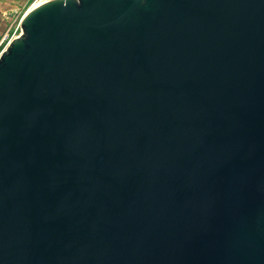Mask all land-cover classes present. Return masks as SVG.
<instances>
[{
    "label": "water",
    "instance_id": "1",
    "mask_svg": "<svg viewBox=\"0 0 264 264\" xmlns=\"http://www.w3.org/2000/svg\"><path fill=\"white\" fill-rule=\"evenodd\" d=\"M0 55V264H264V0H47Z\"/></svg>",
    "mask_w": 264,
    "mask_h": 264
},
{
    "label": "crops",
    "instance_id": "2",
    "mask_svg": "<svg viewBox=\"0 0 264 264\" xmlns=\"http://www.w3.org/2000/svg\"><path fill=\"white\" fill-rule=\"evenodd\" d=\"M30 1L31 0H0V34L12 25V19L13 21L15 20L18 16V11H20L24 4H28Z\"/></svg>",
    "mask_w": 264,
    "mask_h": 264
},
{
    "label": "rangeland",
    "instance_id": "3",
    "mask_svg": "<svg viewBox=\"0 0 264 264\" xmlns=\"http://www.w3.org/2000/svg\"><path fill=\"white\" fill-rule=\"evenodd\" d=\"M39 4V1L31 0L28 4H24L20 11H18V16L13 21L12 25L6 28L0 34V55L2 51L7 47L8 43L15 37L19 36L22 32L20 27V22L22 17L26 14V12L33 7L34 5Z\"/></svg>",
    "mask_w": 264,
    "mask_h": 264
},
{
    "label": "bare ground",
    "instance_id": "4",
    "mask_svg": "<svg viewBox=\"0 0 264 264\" xmlns=\"http://www.w3.org/2000/svg\"><path fill=\"white\" fill-rule=\"evenodd\" d=\"M42 3H44V1H42V2L39 3V4H36L34 7L30 8L27 12H29L30 10L34 9L36 6H38V5L42 4ZM27 12H26V13H27Z\"/></svg>",
    "mask_w": 264,
    "mask_h": 264
},
{
    "label": "built area",
    "instance_id": "5",
    "mask_svg": "<svg viewBox=\"0 0 264 264\" xmlns=\"http://www.w3.org/2000/svg\"><path fill=\"white\" fill-rule=\"evenodd\" d=\"M34 1H39V3H41L42 1L46 2L47 0H34Z\"/></svg>",
    "mask_w": 264,
    "mask_h": 264
}]
</instances>
